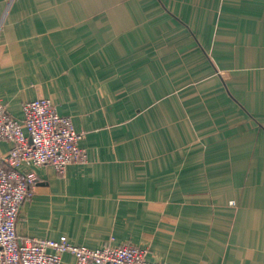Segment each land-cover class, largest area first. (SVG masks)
<instances>
[{
  "label": "crops",
  "instance_id": "0c3cea01",
  "mask_svg": "<svg viewBox=\"0 0 264 264\" xmlns=\"http://www.w3.org/2000/svg\"><path fill=\"white\" fill-rule=\"evenodd\" d=\"M38 97L88 162L33 169L20 237L264 264V0H0V102Z\"/></svg>",
  "mask_w": 264,
  "mask_h": 264
},
{
  "label": "built area",
  "instance_id": "2783aa9c",
  "mask_svg": "<svg viewBox=\"0 0 264 264\" xmlns=\"http://www.w3.org/2000/svg\"><path fill=\"white\" fill-rule=\"evenodd\" d=\"M21 110L22 118H14L0 102V142L11 144L0 160V264H61L64 253L73 257V264H163L148 261L146 248L129 243L88 248L66 237L54 240L18 235L21 206L34 194L33 169L50 165L63 176L68 165L88 162L86 150L79 145L84 133L75 130L70 118L59 115L50 99L26 101ZM21 166L27 170L21 171Z\"/></svg>",
  "mask_w": 264,
  "mask_h": 264
}]
</instances>
